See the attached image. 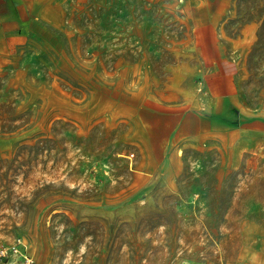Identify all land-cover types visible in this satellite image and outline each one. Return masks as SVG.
<instances>
[{
  "label": "rangeland",
  "instance_id": "obj_1",
  "mask_svg": "<svg viewBox=\"0 0 264 264\" xmlns=\"http://www.w3.org/2000/svg\"><path fill=\"white\" fill-rule=\"evenodd\" d=\"M203 1H49L0 51V264H264V0L222 20L234 120L203 107ZM193 100L215 132L155 155L142 123Z\"/></svg>",
  "mask_w": 264,
  "mask_h": 264
},
{
  "label": "crops",
  "instance_id": "obj_2",
  "mask_svg": "<svg viewBox=\"0 0 264 264\" xmlns=\"http://www.w3.org/2000/svg\"><path fill=\"white\" fill-rule=\"evenodd\" d=\"M49 1L56 0H0V51L12 47L14 43L23 42L26 33L40 18L46 19L45 11ZM230 0H204L197 5V14L192 15L194 21L193 49L204 67L201 80L206 95L202 99L205 110L214 111L218 115H225L230 120L236 116L233 108L239 105V91L237 78L240 74L241 61L238 57L242 41L225 36L221 29L223 17L228 10ZM237 52V53H236ZM0 59L5 57L0 54ZM3 62H0V66ZM189 108L167 107L149 117L150 130L143 125L147 136L161 139L160 145L150 146L157 155L167 152L175 137L193 138L195 136L209 137L215 128L207 127L208 116L196 108L197 101ZM192 104L195 106L193 107ZM206 111V112H207ZM234 114V115H233ZM250 124H253L251 122ZM222 120L217 117V140L222 139ZM254 127H247L253 129ZM152 129H157L152 131ZM212 129V130H211ZM152 137V139H153ZM149 140V138H148ZM161 147V148H160Z\"/></svg>",
  "mask_w": 264,
  "mask_h": 264
},
{
  "label": "built area",
  "instance_id": "obj_3",
  "mask_svg": "<svg viewBox=\"0 0 264 264\" xmlns=\"http://www.w3.org/2000/svg\"><path fill=\"white\" fill-rule=\"evenodd\" d=\"M17 250L16 248V244H12V246L10 248H5V247H1L0 246V257H6L8 255V253L11 251V250ZM32 262L29 261V260H26V264H31Z\"/></svg>",
  "mask_w": 264,
  "mask_h": 264
},
{
  "label": "trees",
  "instance_id": "obj_4",
  "mask_svg": "<svg viewBox=\"0 0 264 264\" xmlns=\"http://www.w3.org/2000/svg\"><path fill=\"white\" fill-rule=\"evenodd\" d=\"M259 43H260L259 40H257V42H255L254 49H256L258 47Z\"/></svg>",
  "mask_w": 264,
  "mask_h": 264
}]
</instances>
